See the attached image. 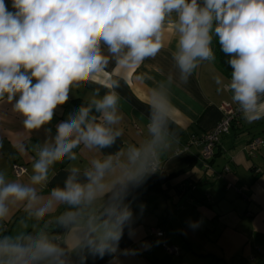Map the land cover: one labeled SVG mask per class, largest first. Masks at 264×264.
Instances as JSON below:
<instances>
[{
	"label": "clouds",
	"instance_id": "1",
	"mask_svg": "<svg viewBox=\"0 0 264 264\" xmlns=\"http://www.w3.org/2000/svg\"><path fill=\"white\" fill-rule=\"evenodd\" d=\"M12 8L15 11L0 0V99L7 94L8 101L15 100L13 110L24 117L28 130L51 122L74 85L97 78L110 58L102 48L118 66L134 70L160 51L165 31L178 34L173 59L185 82L202 61L216 60L211 44L217 36L231 67L230 78L213 77L217 91L230 94L247 123L264 119V0H12ZM172 13L175 21L166 23ZM118 100V94L109 92L60 122L54 144H45L32 166V184L46 183L50 166L66 156L75 159L72 150L81 143L111 146L122 132L111 127L122 119ZM157 164L156 158L144 159L137 147L129 149L126 163L93 160L84 173L86 183L80 182L79 170L72 169L64 187L52 189L47 201L36 187L5 183L0 175V219L19 203L37 219L57 204L79 212L103 194L107 199L101 213L77 233L75 247L81 264L87 256L114 255L125 227L134 235L133 213L125 199ZM65 218L76 222L68 213L60 222ZM122 254L135 253L126 249ZM64 258L65 250L44 233L0 239V264H65Z\"/></svg>",
	"mask_w": 264,
	"mask_h": 264
},
{
	"label": "crops",
	"instance_id": "2",
	"mask_svg": "<svg viewBox=\"0 0 264 264\" xmlns=\"http://www.w3.org/2000/svg\"><path fill=\"white\" fill-rule=\"evenodd\" d=\"M5 3L15 11L12 0ZM175 19L172 13L166 23ZM177 36L165 31L160 51L134 70L118 66L102 48L110 58L101 73L95 80L74 85L68 101L57 106L53 120L40 129H26L24 117L13 110L15 100L8 101L7 94L0 99V175L5 183L36 187L45 201L52 189L64 187L72 169H78L80 182L86 183L84 173L92 168L93 160L126 163L132 147L141 148L146 160L151 152L158 159V180L165 192L131 190L125 203L132 209L134 235L129 236L125 227L116 254L87 256L84 264H264V119L250 124L240 114L205 167L199 160L200 147L188 143L218 123L223 104L236 108L230 94L218 92L213 80L216 75L226 79L230 75L223 73L216 61H202L186 82L182 80L173 59ZM109 92L119 96L117 112L122 119L111 127L121 129V135L103 148L81 143L72 150L75 159L66 156L54 163L47 182L33 185L32 166L39 151L45 144H54L57 125L78 109L75 100L90 103ZM254 138L261 146L254 156H248L244 147ZM12 164L23 165L25 174L14 176ZM106 199L101 194L79 212L70 205L57 204L41 219L23 203L12 205L10 214L0 219V239L35 238L44 233L65 250V264H81L75 237L101 213ZM65 213L75 215L76 222L69 223L67 218L60 222ZM193 223L197 227H192ZM151 228L161 230L163 236L150 238ZM58 235L60 240H56ZM163 243L177 247L180 256L164 252ZM126 249L135 254H122Z\"/></svg>",
	"mask_w": 264,
	"mask_h": 264
},
{
	"label": "built area",
	"instance_id": "3",
	"mask_svg": "<svg viewBox=\"0 0 264 264\" xmlns=\"http://www.w3.org/2000/svg\"><path fill=\"white\" fill-rule=\"evenodd\" d=\"M222 112L221 118L218 123L206 134L202 135L199 138L192 137L189 140L188 144L197 145L200 147V162L205 166L208 167V162L213 158L214 149L218 144L220 138L222 136L227 135L230 132V128L232 123L237 119L240 113L237 111L236 108H232L228 104H223L220 107ZM261 146V141L257 138L252 139L247 145L244 147V150L248 156H254L257 150ZM187 150V147L184 148ZM154 153H150V157L147 161L151 162L153 160ZM158 171V165L155 167L154 170L149 171L150 173H155ZM11 172L14 176L20 177L25 174L26 170L23 165L19 164H12ZM148 235L150 238L157 237L161 238L163 236V232L161 230H157L155 228H151L148 231ZM57 240H60V236L57 237ZM162 249L168 255L171 256H178L179 249L173 245L161 244ZM259 250L257 249V252ZM249 261H253V258H250Z\"/></svg>",
	"mask_w": 264,
	"mask_h": 264
},
{
	"label": "trees",
	"instance_id": "4",
	"mask_svg": "<svg viewBox=\"0 0 264 264\" xmlns=\"http://www.w3.org/2000/svg\"><path fill=\"white\" fill-rule=\"evenodd\" d=\"M211 47H212V49H213V51L215 53V56H216V60L215 61L217 62V64H218L219 68L221 69V71L223 73H225L226 75H230L231 67H230V65L227 64V60L230 59V56L226 55L225 53L222 52L221 46L219 44V39H218L217 36H213V41H212ZM75 102H76V105H77L78 108L81 105L87 106L89 104V103L84 102L82 100H75ZM93 114L98 115V113H96L95 111L93 112ZM214 151H215V149H214ZM213 157H214V155H213ZM212 159L208 162V167H209L210 162L212 161ZM157 172H155V173H150V172L145 173L144 176H143L142 181L138 185L133 187L131 190L138 188V189H141L143 191L165 192V189H163L161 187V185H160V182L158 180V173ZM58 236H60V235H58ZM179 253H180V250H179ZM178 256H180V254ZM178 256H176V257H178Z\"/></svg>",
	"mask_w": 264,
	"mask_h": 264
}]
</instances>
